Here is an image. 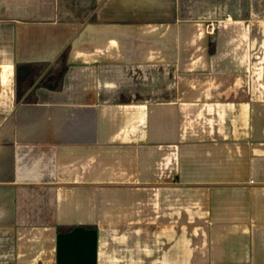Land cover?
Here are the masks:
<instances>
[{"label":"crops","instance_id":"crops-1","mask_svg":"<svg viewBox=\"0 0 264 264\" xmlns=\"http://www.w3.org/2000/svg\"><path fill=\"white\" fill-rule=\"evenodd\" d=\"M0 264H264V0H0Z\"/></svg>","mask_w":264,"mask_h":264},{"label":"trees","instance_id":"trees-1","mask_svg":"<svg viewBox=\"0 0 264 264\" xmlns=\"http://www.w3.org/2000/svg\"><path fill=\"white\" fill-rule=\"evenodd\" d=\"M67 57L68 49L58 58L53 68L50 69V72L47 74V77L51 78L49 81L56 86V89L62 87L63 79L67 73ZM44 68V65H19L17 67V102L22 100L29 102L33 100L31 97L33 95V90L32 92H30V90L35 88V84L40 78Z\"/></svg>","mask_w":264,"mask_h":264}]
</instances>
